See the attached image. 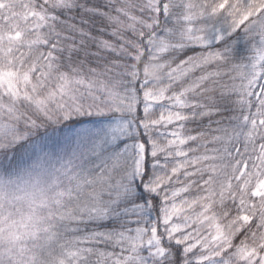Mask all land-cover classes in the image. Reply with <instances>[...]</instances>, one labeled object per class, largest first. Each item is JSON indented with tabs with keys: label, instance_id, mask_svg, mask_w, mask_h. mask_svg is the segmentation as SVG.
<instances>
[{
	"label": "snow or ice",
	"instance_id": "obj_1",
	"mask_svg": "<svg viewBox=\"0 0 264 264\" xmlns=\"http://www.w3.org/2000/svg\"><path fill=\"white\" fill-rule=\"evenodd\" d=\"M0 264H264V0H0Z\"/></svg>",
	"mask_w": 264,
	"mask_h": 264
}]
</instances>
